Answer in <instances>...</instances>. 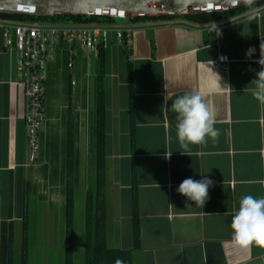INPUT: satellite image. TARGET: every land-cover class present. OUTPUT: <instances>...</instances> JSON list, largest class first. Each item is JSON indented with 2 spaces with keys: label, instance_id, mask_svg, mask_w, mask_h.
<instances>
[{
  "label": "crops",
  "instance_id": "1",
  "mask_svg": "<svg viewBox=\"0 0 264 264\" xmlns=\"http://www.w3.org/2000/svg\"><path fill=\"white\" fill-rule=\"evenodd\" d=\"M123 26L132 30L129 56L110 36L101 69L97 54L75 51L68 69L67 50L55 52L46 68L39 152L30 163L16 54L3 48L0 25V245L4 233L12 264H21L25 231L26 264H65L71 116L72 261L84 264L85 193L93 181L90 152L100 79L107 247L129 252L131 264H264V247L236 246L230 228L242 197H264V104L251 94V82L264 69L259 64L264 59V16L250 23L243 14L207 25L176 20ZM218 55L229 62L219 65ZM188 93L199 94L213 112L219 135L182 154L177 114L170 106ZM204 172L213 181L205 205L186 206L192 202L176 188Z\"/></svg>",
  "mask_w": 264,
  "mask_h": 264
},
{
  "label": "trees",
  "instance_id": "2",
  "mask_svg": "<svg viewBox=\"0 0 264 264\" xmlns=\"http://www.w3.org/2000/svg\"><path fill=\"white\" fill-rule=\"evenodd\" d=\"M258 6L255 5V7ZM248 8H239L225 13H210L199 16H184L181 18L171 17H144L137 18L128 23L154 24L181 20L193 25H207L218 22H226L247 13ZM11 21L19 23H40L51 25H111L117 24V19L108 17L80 18L72 16H54L53 18H31L27 16L0 15V22ZM129 56V50H126ZM97 57L100 69L103 64V49L99 48ZM132 77L130 64L128 63V89L129 100L128 110L131 126L133 125V98H132ZM97 121L95 134V148L90 152L93 167V181L85 193V225H84V264H131L129 252L110 249L106 245V216H105V147H104V102L101 81L98 83L97 93ZM73 134L72 119L69 116L68 142H67V201H66V245L65 264H73L72 242H73ZM26 195V190H25ZM137 201L133 194L134 213V243L138 242L137 228ZM3 233L0 245V264H12L11 247ZM25 231L23 232V248L21 264H26Z\"/></svg>",
  "mask_w": 264,
  "mask_h": 264
},
{
  "label": "built area",
  "instance_id": "3",
  "mask_svg": "<svg viewBox=\"0 0 264 264\" xmlns=\"http://www.w3.org/2000/svg\"><path fill=\"white\" fill-rule=\"evenodd\" d=\"M256 8L264 10V2ZM248 15V12L244 14ZM2 44L5 50L16 54L15 71L24 98V126L28 160L33 163L39 152V132L43 122L46 68L59 48L67 50L68 69L72 68V56L80 50L85 54H97L104 49L110 36L126 50L132 45V30L120 24L111 25H51L40 23L0 22ZM229 62L225 55L217 56V63Z\"/></svg>",
  "mask_w": 264,
  "mask_h": 264
},
{
  "label": "clouds",
  "instance_id": "4",
  "mask_svg": "<svg viewBox=\"0 0 264 264\" xmlns=\"http://www.w3.org/2000/svg\"><path fill=\"white\" fill-rule=\"evenodd\" d=\"M248 8L247 21L254 22L264 13L259 11L255 5L257 0H238ZM216 36L220 35L215 26ZM251 50H249V55ZM260 65H264V59H260ZM251 83L254 88L251 94L260 104H264V69L256 73V79ZM170 109L177 114L178 124L176 133L178 142L184 154L190 145L205 144L208 140H215L219 131L214 127L215 116L208 106L203 102L199 94L188 93L178 97L171 103ZM204 172L201 178L194 180L189 177L184 179L176 188V192L185 197L186 206L203 208L207 199L208 191L213 181ZM232 230V242L239 247L246 248L250 245L264 247V197L255 198L251 195L239 200L237 211L232 217L230 225ZM119 264V262H117Z\"/></svg>",
  "mask_w": 264,
  "mask_h": 264
},
{
  "label": "water",
  "instance_id": "5",
  "mask_svg": "<svg viewBox=\"0 0 264 264\" xmlns=\"http://www.w3.org/2000/svg\"><path fill=\"white\" fill-rule=\"evenodd\" d=\"M264 0H257V4ZM247 8L238 0H0V15L53 18L108 17L132 21L144 17L199 16Z\"/></svg>",
  "mask_w": 264,
  "mask_h": 264
},
{
  "label": "rangeland",
  "instance_id": "6",
  "mask_svg": "<svg viewBox=\"0 0 264 264\" xmlns=\"http://www.w3.org/2000/svg\"><path fill=\"white\" fill-rule=\"evenodd\" d=\"M116 23L120 24V25H125L128 22H127V20H120V21H117Z\"/></svg>",
  "mask_w": 264,
  "mask_h": 264
}]
</instances>
